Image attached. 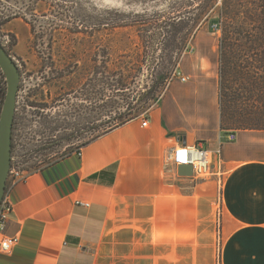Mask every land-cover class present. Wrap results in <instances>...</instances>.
<instances>
[{
	"label": "crops",
	"instance_id": "crops-1",
	"mask_svg": "<svg viewBox=\"0 0 264 264\" xmlns=\"http://www.w3.org/2000/svg\"><path fill=\"white\" fill-rule=\"evenodd\" d=\"M213 34L195 33L177 70L189 80L146 117L10 187L18 241L0 264H264V127L221 129ZM184 144L210 152L213 175L172 169Z\"/></svg>",
	"mask_w": 264,
	"mask_h": 264
},
{
	"label": "rangeland",
	"instance_id": "rangeland-1",
	"mask_svg": "<svg viewBox=\"0 0 264 264\" xmlns=\"http://www.w3.org/2000/svg\"><path fill=\"white\" fill-rule=\"evenodd\" d=\"M34 2L25 17L0 4V42L21 74L13 172L28 175L119 121L146 117L180 81L179 60L200 29L215 33L225 128L264 126V0Z\"/></svg>",
	"mask_w": 264,
	"mask_h": 264
},
{
	"label": "built area",
	"instance_id": "built-area-1",
	"mask_svg": "<svg viewBox=\"0 0 264 264\" xmlns=\"http://www.w3.org/2000/svg\"><path fill=\"white\" fill-rule=\"evenodd\" d=\"M214 30L217 31V26H214ZM178 79L181 82H187L188 77L182 76L179 73H176ZM147 118H143L142 125L146 126ZM235 134L229 135V140H234ZM77 155H81V148L75 152ZM167 160L177 172V168L182 165H191L192 166V176L189 178H194L195 180L206 179L209 176L213 175V166L211 161L210 152L199 145H180L178 148H173L168 152ZM27 175H20L18 172L9 171L5 192L0 203V251L2 253H9L11 249L16 245L18 238L17 237H7L5 235L6 224L9 220V216L12 213V204L9 196V189L17 182L24 179Z\"/></svg>",
	"mask_w": 264,
	"mask_h": 264
},
{
	"label": "water",
	"instance_id": "water-1",
	"mask_svg": "<svg viewBox=\"0 0 264 264\" xmlns=\"http://www.w3.org/2000/svg\"><path fill=\"white\" fill-rule=\"evenodd\" d=\"M0 70L6 81V94L0 113V203L2 201L6 180L11 168L12 130L16 109L17 94L21 74L13 58L0 42ZM181 177L192 176V166L182 165L177 168Z\"/></svg>",
	"mask_w": 264,
	"mask_h": 264
},
{
	"label": "trees",
	"instance_id": "trees-1",
	"mask_svg": "<svg viewBox=\"0 0 264 264\" xmlns=\"http://www.w3.org/2000/svg\"><path fill=\"white\" fill-rule=\"evenodd\" d=\"M35 0H0V4L2 2H10L13 6H16L20 9L19 11L22 13L23 17L27 16L26 14L28 15H32V13L35 11V5H36V2H34ZM22 9V10H21ZM20 12H15L14 13V17H17L18 15H20L21 13ZM261 60L259 61L260 62V65L259 67L261 68H264V50L261 51ZM0 77L2 79H4V75L2 74L1 70H0ZM260 80H261V83H262V88H263V92H264V76L260 77ZM6 88L5 87H2L0 86V104H3L4 102V98H5V94H6ZM220 114H221V129H226L225 128V119H224V115L222 113V111H220ZM133 119V118H132ZM130 120V119H129ZM129 120H125V121H119L115 124H113L112 126L106 128L100 136L106 134L107 132L123 125L124 123H126L127 121ZM264 127V126H263ZM244 128H253V127H240L238 129H244ZM13 136V134H12ZM98 136V137H100ZM96 139V138H95ZM12 141H13V137H12ZM53 163V162H52ZM51 164V163H50ZM48 164V165H50ZM47 165V166H48Z\"/></svg>",
	"mask_w": 264,
	"mask_h": 264
},
{
	"label": "flooded vegetation",
	"instance_id": "flooded-vegetation-1",
	"mask_svg": "<svg viewBox=\"0 0 264 264\" xmlns=\"http://www.w3.org/2000/svg\"><path fill=\"white\" fill-rule=\"evenodd\" d=\"M16 64V63H15ZM17 66V64H16ZM18 67V66H17ZM19 69V68H18ZM16 104H17V100H16ZM15 112H16V109H15ZM14 120H15V115H14ZM13 126H14V122H13ZM12 134H13V130H12ZM13 137V136H12Z\"/></svg>",
	"mask_w": 264,
	"mask_h": 264
}]
</instances>
